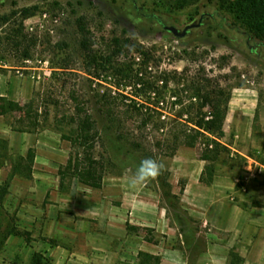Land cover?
Masks as SVG:
<instances>
[{
  "label": "rangeland",
  "instance_id": "rangeland-1",
  "mask_svg": "<svg viewBox=\"0 0 264 264\" xmlns=\"http://www.w3.org/2000/svg\"><path fill=\"white\" fill-rule=\"evenodd\" d=\"M235 2L0 0V97L22 106L34 100L26 113L0 116V185H4L6 192L0 202V264H34L35 253L40 254L42 264H112L104 250L101 251L102 258L95 260L83 233H78L81 242L77 243L73 219L68 211L71 202L63 203V210L59 211L65 215L66 220L62 222L66 229L59 230L56 223L50 225L49 228L56 231L52 238L42 234L44 220L42 227L38 224L29 230L21 218L9 212L13 199L9 196L10 185L6 186L5 182L12 167L20 163L30 149L36 152L32 173L40 176L33 177L32 181L45 183L46 180L52 185L55 177L59 178V169L67 164L73 151L71 142L62 140L61 135L74 130L77 107L84 113H91L97 121L102 141H99L95 153L109 160L110 165L104 181L106 189L103 190V186L91 189L70 178L65 181V189L73 188L78 199L91 196L101 205L99 221H94L96 226L92 225L99 238L109 235V212L122 211L127 217L130 244L124 250L119 249L124 256L120 264H135L131 244L134 240L136 245L138 238L150 245L161 241L164 254L179 250L175 236L171 237L170 243V235L155 232L152 226L154 220H166L178 230V235L184 237L186 248L183 252L189 264L202 263L205 238L212 235L223 239L225 235L217 236L209 232L208 227H201L199 215L192 211L193 205L185 197L187 185L203 167L202 177L206 181L213 176V179L221 177L224 184H231L236 178L242 187L245 186L246 174L252 173L251 167L255 165L237 153L232 154L225 144L235 141L236 133L249 142L250 126L259 128V134H263L261 130L264 128V49L257 46L258 39L251 40L248 47L244 36L219 26L224 25V18H227L246 32L262 35L263 29L249 23L250 18L234 5ZM148 13L154 14L157 21L146 18ZM191 24L201 25L180 40L164 29L166 25L183 30ZM116 39L130 40L151 53L153 60L149 68L152 70L146 72L147 78L152 79L158 70L182 71L191 64L203 65L217 74H227L225 83L232 87L231 111L221 142L228 151L218 159L206 162L202 160L203 145L195 148L181 146L173 154L153 148L157 159L165 164L164 171L146 186H131L129 176L143 159L142 153L132 151L117 138L97 103L99 94L112 92L130 96L132 93L131 88H125L123 82L117 80L109 69L110 64L105 63L117 48ZM83 42L89 44L97 62L86 57ZM133 53L126 60L122 59L133 69L143 72L142 56L136 51ZM102 65L106 66L105 69ZM170 88L177 90L178 87L171 84ZM245 147L264 164V143L260 149L251 145ZM206 166L208 170L205 171ZM256 174L264 179V168ZM46 177L49 180H44ZM35 185V190L29 193L32 205L38 209L48 207L52 215V205L59 206V203H53L45 189ZM198 191L201 190H195L194 194L200 193ZM232 194L238 196L237 201L241 199L239 194ZM196 205L201 207V204ZM90 229L88 220L81 218L80 230L89 232ZM17 232H26L27 235H17ZM75 247L77 261L71 257L76 252ZM65 251H70V255ZM209 259H212L211 255Z\"/></svg>",
  "mask_w": 264,
  "mask_h": 264
},
{
  "label": "trees",
  "instance_id": "trees-1",
  "mask_svg": "<svg viewBox=\"0 0 264 264\" xmlns=\"http://www.w3.org/2000/svg\"><path fill=\"white\" fill-rule=\"evenodd\" d=\"M234 5L246 13L250 18L249 23L253 26L259 25L263 29L262 35L246 32L227 18H224L225 24L219 27H227L230 31L244 36L248 47L250 41L256 38L257 46L264 49V0H236ZM145 17L157 21L154 14L148 13ZM79 25L82 26L81 21ZM84 37L86 40V36ZM116 44L117 48L105 63L110 64L109 69L117 80L123 82L125 88H131L132 93L130 96L112 92L99 94L97 103L104 120L115 131L120 141L132 151L142 153L143 158L157 159V154L151 150L153 148L165 154H173L181 146L195 148L203 145L202 160L210 162L228 151L221 142L225 137L224 126L232 98V87L225 83L227 74H217L203 65L191 64L185 66L182 71L158 70L152 79L147 78L146 72L151 69L149 64L153 60L151 53L130 40L122 42L116 39ZM82 46L86 57L91 59V62H97L98 58L91 51L89 44L83 42ZM134 51L143 58V72L133 69L125 62ZM252 52L256 53L254 50ZM102 67L105 69L106 66ZM171 84L177 86V90H172ZM33 104L34 100H31L22 106L6 97H0V116L26 113ZM73 123L74 130L70 134L61 135L62 140L71 142L73 151L70 152L67 164L61 166L58 171L60 189H65V181L68 178L76 179L85 187L101 189L110 161L98 157L95 153L99 141H102L97 121L91 113H84L82 108L77 107V117ZM149 136L151 140H148ZM35 157L36 152L30 149L26 157L12 167L5 185L9 186L17 175L30 178ZM206 170L208 166L205 167ZM200 182L211 184L213 176L207 181L201 176ZM3 187L4 185H0V202L6 193ZM16 234L25 237L27 235L26 232ZM40 258V254L35 253L33 263L42 264ZM160 262L159 256L146 252L138 254L137 264Z\"/></svg>",
  "mask_w": 264,
  "mask_h": 264
},
{
  "label": "crops",
  "instance_id": "crops-1",
  "mask_svg": "<svg viewBox=\"0 0 264 264\" xmlns=\"http://www.w3.org/2000/svg\"><path fill=\"white\" fill-rule=\"evenodd\" d=\"M230 111H228L227 117L230 115ZM238 114L240 115V111H238ZM249 128L251 136L249 142L244 140L240 133H236L234 136L236 140L225 144L233 151L232 154L237 153L243 158L252 161L255 165V167H251L252 173L246 174L245 186L242 187V184H239L240 180L236 178L233 179V183L224 184L221 177L213 179L211 184H204L200 182L203 173L202 167L199 173L193 175L191 183L187 185L188 189L185 190L187 194L185 197L193 205L192 211H196L201 219V227H208L209 232L217 236L225 235L223 239L212 237V235L205 238L207 241L206 251L203 250L201 264H264V179L256 174V172L260 171V168H264V164L256 156L248 153L245 147L251 145L252 148L260 149L264 143V128L261 130L263 134H259V128H254L253 126ZM224 131L226 134L225 128ZM35 176L37 178L40 177L38 174L32 173L30 178L15 176L11 181L9 196L13 199V205L9 207V212L21 218L29 230L38 224L42 227L44 220L42 234L45 237L52 238L53 235H56V231L49 228L50 225L56 223L59 230L66 229L62 222L66 220L65 215L59 213V211L63 210V203L68 204L71 202V208L68 211H70V217L73 219L72 224L77 234V243L81 242L78 233H83L89 244L91 255H94L95 260L102 258L100 257L102 255L101 251L104 250L108 255L107 257L112 260V264H120L124 256L120 254L119 249L124 250L130 244L126 225L127 217L123 215L122 211L112 210V212H109L110 217L107 223L109 235L99 238L96 228L93 227L94 229H92V225L96 226L94 221L98 220L97 217L101 208L97 200H94L91 196H82L78 199L73 188L70 190L66 188L64 189L65 192H61L60 178L58 177H55L51 185L45 180H49L48 177L44 178L45 183L38 180L32 181ZM42 176L44 177V175ZM35 184H39L42 189H45L46 195L51 196L50 200L53 203H59V206L52 205V215L49 214L48 207L46 209H38L32 205V195L29 193L35 190L34 187H37ZM105 185V182H103V190ZM195 190L201 191H198L200 192L198 194H194ZM231 193H234V195L239 194L241 199L237 201L238 196H233ZM108 204L110 205L111 203ZM196 204H201V207L199 208ZM19 205L20 207H18ZM48 206L50 207V205ZM83 217L91 225L89 232L80 230L81 218ZM152 226L155 232H164L170 235L168 237L170 243H172L171 237L175 236L179 244V250L164 254L161 249V241L150 245L143 239L138 238L136 245L134 240H132L131 244L135 251V264L138 263V254L140 252L159 256L161 258L160 264H189L183 252L186 248L185 239L181 234H177L178 230L171 225L170 221L154 220ZM57 234H59V231ZM76 248H74L75 251L77 250ZM65 252H67V255L71 253L70 251ZM209 255L212 256V259H209ZM71 257H75L73 260L77 261V251L72 253Z\"/></svg>",
  "mask_w": 264,
  "mask_h": 264
},
{
  "label": "clouds",
  "instance_id": "clouds-1",
  "mask_svg": "<svg viewBox=\"0 0 264 264\" xmlns=\"http://www.w3.org/2000/svg\"><path fill=\"white\" fill-rule=\"evenodd\" d=\"M165 164L163 161L152 157H145L135 166L134 172L129 176L131 186L148 185L155 181L164 171Z\"/></svg>",
  "mask_w": 264,
  "mask_h": 264
},
{
  "label": "water",
  "instance_id": "water-1",
  "mask_svg": "<svg viewBox=\"0 0 264 264\" xmlns=\"http://www.w3.org/2000/svg\"><path fill=\"white\" fill-rule=\"evenodd\" d=\"M200 24H191V25H187L183 30L178 29L175 26H164V29L170 33H172L177 39H184L189 31L199 27Z\"/></svg>",
  "mask_w": 264,
  "mask_h": 264
}]
</instances>
